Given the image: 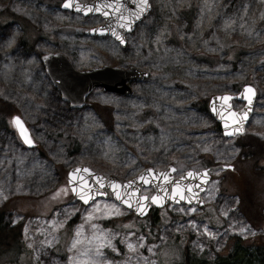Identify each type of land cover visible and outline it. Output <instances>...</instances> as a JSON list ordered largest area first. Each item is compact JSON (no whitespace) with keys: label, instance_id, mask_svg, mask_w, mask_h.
<instances>
[{"label":"rangeland","instance_id":"obj_1","mask_svg":"<svg viewBox=\"0 0 264 264\" xmlns=\"http://www.w3.org/2000/svg\"><path fill=\"white\" fill-rule=\"evenodd\" d=\"M148 1L150 11L120 47L85 33L103 24L99 14L62 8L63 0H0V232L14 233L0 244V264H184L186 256L208 264L235 242L249 250L264 243V201L257 226L240 209L251 196L247 179L258 190L264 177L254 157L243 163L246 147L237 143L249 135L264 141V0ZM55 51L77 70L135 66L148 76L130 84L132 94L97 87L71 108L40 61ZM244 85L256 91L252 115L242 138H225L208 101ZM243 105L232 100L235 110ZM13 114L34 147L21 143ZM210 161L236 167L228 177L212 172L202 206L170 203L155 216L139 218L109 194L83 204L66 185L79 164L123 181L169 165L178 177Z\"/></svg>","mask_w":264,"mask_h":264},{"label":"water","instance_id":"obj_2","mask_svg":"<svg viewBox=\"0 0 264 264\" xmlns=\"http://www.w3.org/2000/svg\"><path fill=\"white\" fill-rule=\"evenodd\" d=\"M61 7L85 16L101 15L103 24L85 33L109 36L120 47L125 46V35L132 32L135 25L150 11L148 0H92L85 3L63 0ZM40 61L53 86L59 91L61 99L71 108L84 106L87 96L97 87L122 95L132 94L130 84L148 76L147 71L135 66L104 64L77 70L60 51L43 53ZM255 98L256 91L251 85H244L237 95L223 93L210 97L209 112L219 123L225 138L244 134L252 115ZM235 99L244 101V105L236 110L232 106V100ZM11 125L23 145L35 146L32 135L18 114L11 116ZM221 168L232 169V165H221ZM210 170L211 167L188 169L175 177L176 169L173 165L162 170L147 167L133 178L120 181L79 164L67 171L66 185L71 196L83 204H88L97 197H107L109 194L118 204L143 218L151 208L159 209L170 203L202 206L201 193L205 191L211 179ZM145 187H151L153 193L143 194L142 189Z\"/></svg>","mask_w":264,"mask_h":264},{"label":"trees","instance_id":"obj_3","mask_svg":"<svg viewBox=\"0 0 264 264\" xmlns=\"http://www.w3.org/2000/svg\"><path fill=\"white\" fill-rule=\"evenodd\" d=\"M24 39L27 41V39L24 37ZM1 122V121H0ZM243 136H239L238 138H242ZM237 143L240 145V147H246L244 151V157H247V159L245 158L243 163L250 161L249 158L251 157V159L254 157V159L250 162H254L256 163V165H258V163H260V173H258V175L260 177H264V156L262 155V150H263V144L264 141L262 139L256 138V136L254 135H249L246 136L244 139L237 141ZM76 147H72L70 144L66 146V149H68L69 151H71L72 149H74ZM239 162V163H238ZM236 163L237 164H241V160L238 161ZM198 167H204V166H211L212 170L214 171L216 168H219V165H214L211 161L207 162L205 165H197ZM236 166L233 165V168L235 169ZM212 171V172H213ZM238 174H240L241 172H238ZM226 177H228V175H232L230 171L226 170L224 171ZM236 173V172H234ZM224 175V176H225ZM233 177H231L230 179L232 180ZM250 178V177H248ZM234 179V178H233ZM256 180L254 179H247L246 181V186L243 189L244 190V194H250L251 196L249 197V199H245L242 200L243 206H240V209H244L243 213L246 215V218L249 220L250 224H252L253 226H257V224L259 225V218L262 217V210L260 207V205L262 204V202L264 201V183L261 185L263 187V189H258L257 190V186L258 183L255 182ZM223 184V188L225 190V183ZM234 185L236 186V190H238L237 185L234 183ZM62 189V188H61ZM66 192H68L67 188H63ZM223 190V189H222ZM223 190V191H224ZM231 190V189H230ZM238 193V191H236ZM253 193H256L257 195H259L260 198H257L252 196ZM248 200V201H247ZM250 200V201H249ZM263 200V201H262ZM251 201H257L258 202V208L256 206H252L251 205H246V202H251ZM258 209H260V211L258 212ZM152 215H156V210H152ZM257 212V213H256ZM257 222V223H256ZM262 225L261 227H263L262 229H264V225ZM12 230V229H10ZM10 233V232H8ZM4 231L0 232V244L4 241V238L7 239V237H11L12 235H14V233H10L8 234ZM21 247L20 246H16L14 250V257L13 259L17 260L18 257V250H20ZM186 252V251H184ZM191 257H185L184 258V264H203V263H197V262H191ZM239 259V260H238ZM199 260H202L201 258H199ZM18 261V260H17ZM208 264H264V243H259L256 246H253V248L251 250H249V246L244 245L241 243V241L235 242L233 243V245L231 246V248L229 249V251L224 254V255H214V259L210 261V263Z\"/></svg>","mask_w":264,"mask_h":264}]
</instances>
